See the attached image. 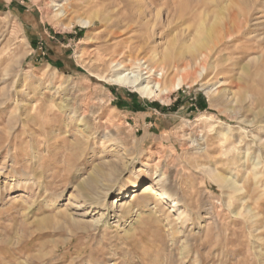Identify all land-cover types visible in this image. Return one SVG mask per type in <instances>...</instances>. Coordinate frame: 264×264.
<instances>
[{
  "label": "rangeland",
  "instance_id": "1",
  "mask_svg": "<svg viewBox=\"0 0 264 264\" xmlns=\"http://www.w3.org/2000/svg\"><path fill=\"white\" fill-rule=\"evenodd\" d=\"M170 1L0 0V264H264V0L143 98L113 61L169 85L201 43Z\"/></svg>",
  "mask_w": 264,
  "mask_h": 264
},
{
  "label": "bare ground",
  "instance_id": "2",
  "mask_svg": "<svg viewBox=\"0 0 264 264\" xmlns=\"http://www.w3.org/2000/svg\"><path fill=\"white\" fill-rule=\"evenodd\" d=\"M170 3L171 6H166V12L168 16H175L174 20L176 22L179 20L183 22V20L189 16L197 19L196 28L194 30L195 34L200 36L201 43L198 45V49L193 52V54L181 57V62L172 66L175 76L169 85H163L160 80L150 79L151 70L149 67L141 68L138 66L135 70H133V68H129L125 64L113 61L112 64L113 67L116 68V72L111 78L112 82L137 92L143 98L166 100L168 98V93H170L172 89H179L182 85L189 84L190 82L195 83L197 79H199L206 71V63L213 50L209 45V41H213L214 38L212 37H217L218 35L212 33L210 29L208 30V26L211 22H215L218 26L222 35L218 38L219 42H221L224 37H227V39L228 37L231 38L234 34H238L241 30V23L246 14L245 6L247 5H245L243 0H224L221 6H218L215 0H212L211 2L206 0H190V2L187 0L182 2L181 0H171ZM177 3H179L180 6L176 15V9L174 7H176ZM213 3L215 6L211 10L206 11L205 7ZM62 12L63 10H57L54 12V15L58 16L59 14H62ZM80 23L83 26L89 25L91 23V19L80 20ZM155 57L156 54L152 56V59L155 60ZM163 59L170 60V56L165 55ZM214 176V180L218 182V177L216 175ZM220 177L222 176L220 175ZM152 189L153 185L150 182H147L143 185L140 193L137 192L138 190L133 191L131 199L140 198L142 194H146ZM117 202L118 200L114 199L113 203ZM130 206V203H127L126 201H120L119 203V207L121 208L120 210L123 212L128 211L129 208L131 209ZM92 223L91 226L96 225L95 223Z\"/></svg>",
  "mask_w": 264,
  "mask_h": 264
},
{
  "label": "trees",
  "instance_id": "3",
  "mask_svg": "<svg viewBox=\"0 0 264 264\" xmlns=\"http://www.w3.org/2000/svg\"><path fill=\"white\" fill-rule=\"evenodd\" d=\"M159 106V105H158Z\"/></svg>",
  "mask_w": 264,
  "mask_h": 264
}]
</instances>
